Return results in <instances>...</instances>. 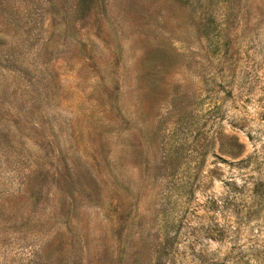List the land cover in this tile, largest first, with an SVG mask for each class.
I'll return each mask as SVG.
<instances>
[{
	"label": "rangeland",
	"instance_id": "374dc122",
	"mask_svg": "<svg viewBox=\"0 0 264 264\" xmlns=\"http://www.w3.org/2000/svg\"><path fill=\"white\" fill-rule=\"evenodd\" d=\"M0 32V264H264V0H0Z\"/></svg>",
	"mask_w": 264,
	"mask_h": 264
},
{
	"label": "trees",
	"instance_id": "16d2710c",
	"mask_svg": "<svg viewBox=\"0 0 264 264\" xmlns=\"http://www.w3.org/2000/svg\"><path fill=\"white\" fill-rule=\"evenodd\" d=\"M10 13V11H8ZM5 34L0 32V39H2V37ZM1 41V40H0ZM10 53H2L0 55V67L3 70L6 71H11V72H16V71H20L21 67L20 64L19 67L16 66V64H14L13 62H9V56ZM16 61V59H15ZM17 62V61H16ZM4 63V64H2ZM2 64V65H1ZM225 144H224V148H223V152L225 154H227L228 156H237L240 153V143L238 142L237 138L233 135H227V137H225ZM257 186V184L255 185V187ZM255 187L254 189L252 188V192H255Z\"/></svg>",
	"mask_w": 264,
	"mask_h": 264
}]
</instances>
